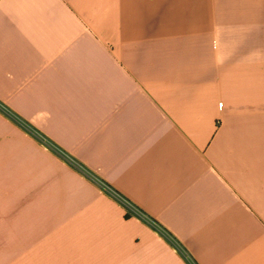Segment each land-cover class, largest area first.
<instances>
[{"label": "crops", "instance_id": "0c3cea01", "mask_svg": "<svg viewBox=\"0 0 264 264\" xmlns=\"http://www.w3.org/2000/svg\"><path fill=\"white\" fill-rule=\"evenodd\" d=\"M0 264H264V0H0Z\"/></svg>", "mask_w": 264, "mask_h": 264}]
</instances>
